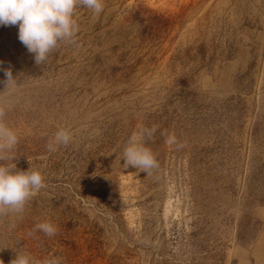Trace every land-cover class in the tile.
Returning <instances> with one entry per match:
<instances>
[{
	"label": "rangeland",
	"instance_id": "obj_1",
	"mask_svg": "<svg viewBox=\"0 0 264 264\" xmlns=\"http://www.w3.org/2000/svg\"><path fill=\"white\" fill-rule=\"evenodd\" d=\"M103 5H78L74 43L40 65L18 26H0L12 163L46 185L0 218V261L264 264V0ZM154 125L158 167L124 168L131 134ZM61 128L72 140L49 152ZM46 221L52 237L33 231Z\"/></svg>",
	"mask_w": 264,
	"mask_h": 264
},
{
	"label": "clouds",
	"instance_id": "obj_2",
	"mask_svg": "<svg viewBox=\"0 0 264 264\" xmlns=\"http://www.w3.org/2000/svg\"><path fill=\"white\" fill-rule=\"evenodd\" d=\"M82 5L92 10L94 15L103 11V0H0V26H18V39L29 53L34 54L37 65L42 64L49 54L61 43H74L79 26L73 18L75 8ZM6 86H17L11 69L4 70ZM4 109L0 108V218L19 216L26 204L46 187L44 177L39 171H18L12 163L11 154L19 142L17 133L4 122ZM157 126H140L131 134L122 158L124 168L132 166L140 172L151 174L158 167V161L145 139L151 140ZM72 140L70 131L61 128L48 143L47 150L54 152L59 146L67 147ZM166 143H176L174 133L168 134ZM11 161V163H3ZM13 227L15 225H12ZM41 231L46 236H54L58 229L51 222L35 225L33 231ZM32 233L30 232L29 235ZM3 264V261H0ZM10 264H38L29 254L16 253ZM43 264H59L58 258L45 260Z\"/></svg>",
	"mask_w": 264,
	"mask_h": 264
}]
</instances>
